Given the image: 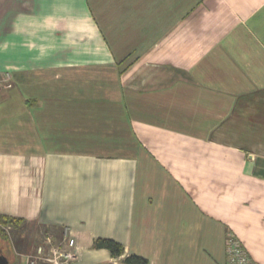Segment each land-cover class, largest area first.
<instances>
[{"label":"crops","instance_id":"obj_1","mask_svg":"<svg viewBox=\"0 0 264 264\" xmlns=\"http://www.w3.org/2000/svg\"><path fill=\"white\" fill-rule=\"evenodd\" d=\"M8 74L10 264L64 228L70 264H264V0H0Z\"/></svg>","mask_w":264,"mask_h":264},{"label":"built area","instance_id":"obj_2","mask_svg":"<svg viewBox=\"0 0 264 264\" xmlns=\"http://www.w3.org/2000/svg\"><path fill=\"white\" fill-rule=\"evenodd\" d=\"M13 86L10 75L0 78V93ZM48 234L42 237L35 252L28 257L27 264H70L77 258L76 241L70 236L68 229H61V234ZM225 264H258L241 241L233 234H228L226 240Z\"/></svg>","mask_w":264,"mask_h":264},{"label":"trees","instance_id":"obj_3","mask_svg":"<svg viewBox=\"0 0 264 264\" xmlns=\"http://www.w3.org/2000/svg\"><path fill=\"white\" fill-rule=\"evenodd\" d=\"M0 223H2V224H16L17 220L0 215ZM1 236H2V234H1ZM1 246H2V244L0 241V250H2ZM96 247L100 248V249L109 250L111 252V254L115 257H121L124 255L123 247L119 243H117L113 240H98L96 242ZM125 262L127 264H148V261L146 259H144L142 257L134 256V255L126 258Z\"/></svg>","mask_w":264,"mask_h":264},{"label":"water","instance_id":"obj_4","mask_svg":"<svg viewBox=\"0 0 264 264\" xmlns=\"http://www.w3.org/2000/svg\"><path fill=\"white\" fill-rule=\"evenodd\" d=\"M0 264H10L9 259L4 255L0 253Z\"/></svg>","mask_w":264,"mask_h":264},{"label":"rangeland","instance_id":"obj_5","mask_svg":"<svg viewBox=\"0 0 264 264\" xmlns=\"http://www.w3.org/2000/svg\"><path fill=\"white\" fill-rule=\"evenodd\" d=\"M0 239H1V240H0V241H1V244L3 243V241H6V238H5V237H2L1 234H0ZM4 243H5V242H4ZM4 243L2 244L3 246H5Z\"/></svg>","mask_w":264,"mask_h":264}]
</instances>
